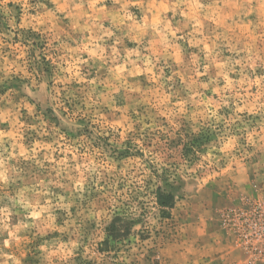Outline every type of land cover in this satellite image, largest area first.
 <instances>
[{
    "label": "rangeland",
    "instance_id": "374dc122",
    "mask_svg": "<svg viewBox=\"0 0 264 264\" xmlns=\"http://www.w3.org/2000/svg\"><path fill=\"white\" fill-rule=\"evenodd\" d=\"M89 3L95 7L90 8ZM123 3L128 4L127 11L137 22H143L145 16L149 22L154 16L167 19L176 31L175 43L182 63L168 59L165 65L161 58L148 72L147 65L136 60L135 54L129 57V52L136 49L141 56L152 59L148 44L153 32L148 29L139 43L131 39L138 30L131 29L132 22L126 19L119 23V17L124 16ZM137 3L143 5V10ZM195 3L203 7H185ZM243 3L244 0H0V173L9 177L7 184L0 181V264L5 253L20 264H123L120 257L129 251L125 245L132 244V231L127 236L112 237L109 228L113 220L119 217L130 227L141 220L146 224L161 220L191 224L193 216H178L176 205L194 191L195 183L202 185L209 215L208 221L200 218L199 230L205 235L196 245L203 253V264H264V240L246 241L249 234H245L240 216L234 214L249 213L257 204L264 208V168L259 169L261 175L257 178L258 174L239 159V153L233 150L229 158L221 151L226 125L235 134L245 131L246 136L251 134L256 140L255 133L264 121V108L248 111L254 104L259 107L257 97L264 101V33L253 27L258 22L256 11L243 15L238 7ZM77 4L82 7L77 8ZM176 4L180 7L174 14ZM152 5L155 7L148 11ZM114 17L118 18L114 21ZM194 26L200 32L195 34L197 42L190 44L193 37L189 33ZM103 30L113 33L97 41L104 48L103 60L89 59L86 51H73L97 34L103 35ZM118 38L120 43L116 42ZM212 41L218 55L205 60L201 49L205 43L211 47ZM113 46L118 56L113 54ZM154 47L159 55V45ZM127 59L135 60V65L126 63ZM229 59L240 63L227 74L233 84L230 90H224L227 81L219 75L217 65ZM78 60L88 63H77ZM73 64L76 67L69 71ZM121 64L124 72L117 78L109 69L116 70ZM134 69L140 71L129 75ZM210 79L216 83L201 87ZM89 81H95V85ZM221 97L227 99V104ZM237 107L242 109L238 113ZM234 114L240 119H235ZM248 150L254 151L253 163L264 159V146L259 143L249 145ZM90 161L96 165L95 172L80 168ZM101 164L110 166L118 177L109 175ZM142 169L151 172L146 185L152 184L153 176L163 185L153 192L155 202L146 206L142 202L140 217L125 220L120 214L114 215L102 229L106 235L96 239L100 217L92 212H102L106 190L112 191L109 185L114 184L123 195V190L132 186L128 181L135 184ZM233 169L237 171L233 173ZM70 174L85 178L82 193L73 191L67 179ZM228 174L231 177L226 179ZM170 179L175 183L169 184ZM50 180H58L59 185ZM43 185L49 189L48 196L37 195ZM159 188L174 195L173 207L158 204ZM21 192L30 204L38 199L37 208L48 200L55 205L60 196L70 206L53 207L33 218L28 215L31 208L14 202L20 199ZM5 208L7 230L3 227ZM21 223L29 227L17 232V239H11L9 231ZM117 225L121 226V221ZM139 235L143 240L149 233ZM5 240L9 241L7 247ZM73 241L77 243L75 248L71 247ZM61 245L66 247L61 250ZM69 251L71 255H67ZM154 255V250L149 249L143 264H152ZM8 264L13 260L9 259ZM133 264L139 262L133 260ZM193 264L199 262L193 258Z\"/></svg>",
    "mask_w": 264,
    "mask_h": 264
},
{
    "label": "clouds",
    "instance_id": "9594fccd",
    "mask_svg": "<svg viewBox=\"0 0 264 264\" xmlns=\"http://www.w3.org/2000/svg\"><path fill=\"white\" fill-rule=\"evenodd\" d=\"M115 3H120V0H114ZM90 8L95 7L94 3H89L88 5ZM236 6V5H233ZM77 8L82 7V5L77 4ZM137 7H141L143 10V5L137 3ZM155 5L149 6L148 11H152V8ZM161 8L164 6L161 5ZM180 5L176 4L174 6L173 12L175 14V8H179ZM185 7H192L194 9H200L203 5L198 3L192 5H185ZM241 8L243 15L247 16L253 11H256L258 14V22L253 26L254 29H260L262 33H264V0H244L243 4L238 5ZM128 4L123 3L121 4V10L124 12L123 17H119V23H124V20L131 21L132 24L130 26L131 29L138 30L137 35L131 36V39L137 40L138 43L143 39V35L148 29H151L153 32V39L149 42L148 47L151 49L152 52V59H149L146 56H141L140 52L136 49H133L129 52V57L132 54H135L136 60H141L145 65H147L146 71L151 72L153 67L157 66L158 61L163 58L165 60V65H167L168 59H172L174 63L180 64L181 61V53L180 48L175 43L176 31H173L169 22L165 18L161 20L158 16H154L151 22L148 21L147 16L144 17L143 22H137L136 18L133 14L127 11ZM62 10V9H61ZM166 10V9H165ZM184 14V13H182ZM118 17H114V21ZM195 19V16L192 17ZM196 25H199V20H196ZM119 27V24L115 25ZM200 32V28L194 26L192 33H189L190 36L193 37L189 41L190 44H195L197 41L195 40V34ZM113 33L109 30H103V35L97 34L96 37L89 39L87 43L83 44L82 47L74 49V52H84L88 53L89 59H104V48L101 46L100 43H97L98 40H103L105 37H111ZM117 43H120V39L118 38ZM154 45H159L160 52L159 55L156 54V48ZM216 43L215 41L211 42V47L208 43L204 44V47L201 49L202 52L205 53V60H208L209 57L213 55H218L216 53ZM232 50H235L234 48ZM112 52L115 56H118L119 53L117 52L115 46L112 47ZM196 58H193V62H195ZM77 63L87 64L88 60H78ZM126 63L135 65L136 61L132 59H127ZM240 60H227L224 64H218L217 67L221 70L219 75L223 76V78L227 81L224 86V90H230L232 87L233 82L228 80L227 74L229 72L235 71L233 67L234 64H239ZM103 66V65H101ZM76 65L73 64L69 71L72 68H75ZM140 69H134V71L129 72V75L138 74ZM163 69H161L162 73ZM109 72H113V74L119 78L120 74L124 72V65L121 64L120 67L116 70L109 69ZM205 72H207V68H205ZM77 78V77H73ZM82 79V77H79ZM172 77H169L171 79ZM261 79H264L262 77ZM258 83V81H254ZM90 84L95 85V81H89ZM216 80L210 79L208 83L201 85L203 88H207L209 84H215ZM123 86V85H121ZM116 89H113L115 91ZM214 91L220 92L223 91L221 89H213ZM190 92H195V89H190ZM195 95H200L199 92H195ZM261 95H264V91L261 92ZM241 100H246V97L241 96ZM221 101L223 104H227V99L221 97ZM257 101L259 102V107H256L254 104L253 107L248 108L249 112L253 111H260L261 108H264V101H259V97H257ZM247 107V104H245ZM182 110V108H181ZM242 109L237 107L236 112H240ZM174 114V113H173ZM211 115L215 116V112H212ZM235 115V114H234ZM195 114H193V118ZM99 118V116H98ZM220 119V117H217ZM235 119L239 120V115H235ZM231 123V122H229ZM123 126V125H121ZM260 131L256 132L255 135L257 137L256 140H253L252 135L248 134L245 135V131H240L239 135L235 134L227 125L225 127L224 133L221 136V143L223 147L221 151L224 152L225 156L232 158L233 157V150L236 153H239V159L244 161L248 164V167L252 169L253 172L257 173V178L261 175L259 171L260 168H264V159L258 160L256 163H253L251 158L254 157V151H249V145L253 147L259 143L261 146H264V121H262L259 125ZM187 131V130H186ZM191 135V132H189ZM23 155V153H21ZM237 161L233 158L232 163H236ZM64 164V161L60 162ZM67 167V166H66ZM100 167L105 168V170L109 173V175H117L112 171L110 166H105L103 164ZM183 167V166H182ZM80 168L85 170H90L91 172L96 171V165L92 164L91 161L88 164L80 165ZM72 171V170H69ZM189 172L191 169L188 170ZM237 169H233V173H235ZM227 172V169L225 170ZM57 177L60 176V170L56 173ZM135 176V174H133ZM151 172L148 169H142V174L140 176L135 177L136 183L133 184L132 181H128L131 184V188L126 187L123 190V195H121V190L117 189L114 184L109 185V188L112 189L111 192H107L106 190V200L103 202V210L101 213L92 212V215H98L100 217L98 221V230L99 236L96 239H102L106 233L102 231L105 225L109 224L114 215L120 214L121 217L125 220L132 219L134 217H140L143 208L141 203L146 205H150L154 203L153 199V192L157 187H163L160 182V179L153 176L152 177V184L146 185L145 179L146 177L150 176ZM231 174L226 176L230 178ZM69 183L72 186L73 191L76 194H80L84 191V183L85 178L81 175L70 174L67 177ZM9 177L5 173H0V181H3L4 184H7ZM49 183L59 185L58 180H50ZM175 181L173 179L169 180V184H174ZM43 184V182H41ZM194 191L190 195H186L184 201H178L176 205L177 215H192L193 221L191 224H180L179 221L170 220L165 222L161 220L159 223L156 221H152L151 223H144L142 220L140 223H135L131 227L132 231V244L125 245L128 247L129 251L123 254L120 259L123 264H133V260L139 262V264H143V257L148 253L149 249L154 250L155 255L152 258V264H156L158 261L159 264H193V258L199 262V264H203V261L200 259L201 255L203 254L201 250L196 247L198 241L201 239L205 233H202L199 229L202 227L201 224V217L204 221L209 220L208 209L203 202L204 192H202V185L199 183H195L193 185ZM135 189V191H133ZM38 196H48L49 189L47 185H43L40 191L37 193ZM131 197H139L138 199H132ZM11 199V197H10ZM64 197L60 196L57 200V203L53 205L51 200L46 201L45 205L42 207L37 208L39 204V200H36L35 204H30L28 200L23 196V192L20 193V199L15 200V203L20 204L23 208L29 209L31 208L32 211L28 213L29 216L33 218H38L41 216V213H48L50 209L53 207H61L67 209L70 205L63 203ZM109 205L111 207H109ZM5 215V222H4V229H8L7 224V215L8 209H3ZM49 219L52 220L54 217L49 216ZM29 225L26 223H21L15 226V228L9 231V236L11 239H17L16 233L19 232L21 229L28 228ZM123 231V229H121ZM157 231H159V235H157ZM141 233H149L147 239H140ZM168 234V238H165V234ZM245 240L247 241V236H245ZM4 246H9V241H4ZM66 247L65 245H61V250ZM71 247H77V243L75 241L71 242ZM54 254V253H53ZM5 255V260L3 264H8V260H13V264H20L19 260H16L15 257H11L8 254ZM67 255H71V251L67 253ZM66 258V257H65Z\"/></svg>",
    "mask_w": 264,
    "mask_h": 264
},
{
    "label": "trees",
    "instance_id": "16d2710c",
    "mask_svg": "<svg viewBox=\"0 0 264 264\" xmlns=\"http://www.w3.org/2000/svg\"><path fill=\"white\" fill-rule=\"evenodd\" d=\"M157 195V201L158 204L162 207H173L175 204V197L172 193H166L163 192L160 188L156 191ZM258 207L257 205L254 206V208ZM260 215L262 217L260 218ZM121 221V226H118L117 223ZM264 225V212H260V209H255L254 212L248 213L247 216L245 217L244 224L243 226L246 229V232H248V229L252 228L255 225ZM123 229V231H121ZM131 227L129 222L127 221H122L121 218L117 217L113 220L109 230H110V235L112 237L118 238L121 236H127L129 234ZM260 235H263L264 239V231L259 230Z\"/></svg>",
    "mask_w": 264,
    "mask_h": 264
},
{
    "label": "built area",
    "instance_id": "2783aa9c",
    "mask_svg": "<svg viewBox=\"0 0 264 264\" xmlns=\"http://www.w3.org/2000/svg\"><path fill=\"white\" fill-rule=\"evenodd\" d=\"M254 206L255 205H253V209L251 210V212H249V213H252V212H254L255 211V209H260V212L262 213V212H264V208H263V204H257V206L258 207H256V208H254ZM234 214H236V215H239L240 216V219L243 221V224H244V220H245V217L247 216V214L248 213H244V212H242V211H238V212H236V213H234ZM262 217V215H260V218ZM244 227V226H243ZM259 230H263L264 231V225L262 226V225H255V226H253L252 228H250V229H248V232H246V229H245V227H244V231H245V234L247 235V234H249L248 235V239H252V240H264L263 239V235H260V232H259ZM251 231H255L254 232V234H251L250 235V233H251ZM252 248V247H251ZM262 253V252H261Z\"/></svg>",
    "mask_w": 264,
    "mask_h": 264
}]
</instances>
